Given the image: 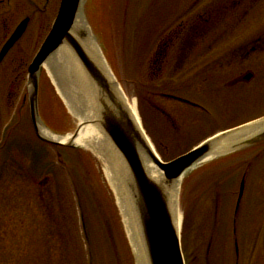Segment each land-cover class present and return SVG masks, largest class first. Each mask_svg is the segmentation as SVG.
<instances>
[{"label": "rangeland", "instance_id": "374dc122", "mask_svg": "<svg viewBox=\"0 0 264 264\" xmlns=\"http://www.w3.org/2000/svg\"><path fill=\"white\" fill-rule=\"evenodd\" d=\"M192 2L86 0L83 10L108 67L128 103L136 102L143 130L164 162L216 133L255 120L239 114L206 123L198 114L159 98L164 78L150 79L153 71L146 54L149 48L156 51L163 32L187 20L182 13ZM60 3L4 0L0 6L8 36L24 19H31L0 64V264H136L101 157L87 148L59 150L42 143L33 129L30 104H24L28 68ZM40 91L41 119L62 136L74 135L82 121L67 107L47 66L41 72ZM156 106H163L172 118ZM234 156L202 163L182 179L180 237L185 264H234V259H245V264L259 259L264 264V159L252 168L239 216H234L250 161Z\"/></svg>", "mask_w": 264, "mask_h": 264}, {"label": "flooded vegetation", "instance_id": "af4514ba", "mask_svg": "<svg viewBox=\"0 0 264 264\" xmlns=\"http://www.w3.org/2000/svg\"><path fill=\"white\" fill-rule=\"evenodd\" d=\"M3 4L4 0H0V6ZM183 14L187 20L177 21L171 31L163 32L156 51L153 53L149 48L146 54L148 67L153 71L150 79L164 78L158 86L159 98L187 113L198 114L206 123L213 118L239 114H248L255 120L264 118V0H193ZM26 19L30 23L31 19ZM6 21L1 15L0 55L16 31L8 36ZM162 107L156 106V109L172 118ZM182 119L187 121L186 116ZM232 155L250 160L242 175L234 211V216H239V204L254 171L252 168L257 169L264 159V143L224 159ZM238 244L235 239L237 256ZM258 261L247 262L260 264ZM234 264H245V259H234Z\"/></svg>", "mask_w": 264, "mask_h": 264}, {"label": "water", "instance_id": "95a60500", "mask_svg": "<svg viewBox=\"0 0 264 264\" xmlns=\"http://www.w3.org/2000/svg\"><path fill=\"white\" fill-rule=\"evenodd\" d=\"M85 2L86 0H61L52 29L29 66V93L24 98V104L29 100L31 121L40 140L54 147L85 148L75 146L72 142L75 141L82 128L88 123L82 122L76 133L72 135V141L67 143L50 140L43 135L42 131L45 129L58 137H65L50 130L41 119L39 88L43 68L46 66L48 69L51 66L54 67L53 64L50 65L51 60L54 59L61 48L68 47L87 78L86 84L89 90V97L95 106L97 117L96 120H92L90 123L97 126L99 132L105 135L120 156L121 170L126 174L127 185L136 202L149 264H185L180 231H178L175 223L176 219L166 191L167 186L181 179L182 187V179L200 165L214 148L231 137L241 136L243 133L246 134L231 144L230 149L222 156L237 153L264 143V118L215 136L171 162L162 161L135 123L128 108L127 99L121 90L120 84L108 67L104 54L100 52L105 61L104 64L114 81L111 80L100 59L94 58L85 49V40L94 36L83 13ZM81 16L84 18L83 21L85 20L87 23V29L75 32L77 22ZM28 23L29 19H26L19 25L5 45L0 55V60L22 38ZM57 85H59L58 81ZM90 150L96 154L92 149ZM143 154H146L163 173L164 184L153 180L147 174L143 164ZM243 190L244 185H242L241 192Z\"/></svg>", "mask_w": 264, "mask_h": 264}, {"label": "bare ground", "instance_id": "6f19581e", "mask_svg": "<svg viewBox=\"0 0 264 264\" xmlns=\"http://www.w3.org/2000/svg\"><path fill=\"white\" fill-rule=\"evenodd\" d=\"M83 19V16H81L79 21L77 22L75 32L81 31L82 29H87V23L85 22V20L83 21ZM84 46L89 54H91L96 59H100L101 64L104 65L107 73L112 80L113 78L104 64L105 61L100 54L101 51L94 36L85 40ZM51 61L52 62L50 65L53 64L54 67L51 66L49 72L67 107L69 108L71 113L75 117H77V119L81 120L84 123H88L82 128L78 137L72 143L75 146L92 149L103 160L107 180L110 184L111 190L117 202L118 209L121 213L120 215L125 225L127 237L131 245L133 254L136 258V264H149L145 251V244L140 227L136 202L133 195L130 193L129 186L127 185V178L125 176L126 174L121 170L122 164L120 161V156L114 149L112 144L105 137V135L99 132L97 126L90 123V121L96 120L97 117L95 113V106L89 97V90L86 84V75L83 74L81 70L82 68L77 62L75 56L66 46L61 48L58 54ZM57 81L59 82V85H57ZM126 102L135 123L148 142L149 138L144 132L141 125V121L137 112L136 102L132 101L131 104H129L127 100ZM42 131L43 135L50 140L58 141L61 143L72 141V135L61 138L45 129H43ZM244 135L246 134L243 133L241 134V136L231 137L227 139V141L221 143L203 159L201 164L211 160H215L216 157H222V155L230 149L231 144H233L236 140H238V138H241ZM143 164L147 174L153 180L164 184L163 173L152 163V161L146 154H143ZM166 191L171 208L173 209V214L176 219L175 223L177 229L178 231H180V228L182 226V214L180 211L179 200L181 192V179L173 182L170 186H167Z\"/></svg>", "mask_w": 264, "mask_h": 264}]
</instances>
